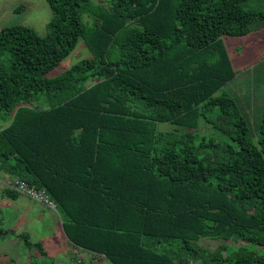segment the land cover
Instances as JSON below:
<instances>
[{
	"label": "trees",
	"instance_id": "16d2710c",
	"mask_svg": "<svg viewBox=\"0 0 264 264\" xmlns=\"http://www.w3.org/2000/svg\"><path fill=\"white\" fill-rule=\"evenodd\" d=\"M47 1L45 35L0 29V169L46 190L93 260L264 264V111L253 131L249 105L226 89L237 71L223 38L264 27V10ZM81 39L93 56L51 76Z\"/></svg>",
	"mask_w": 264,
	"mask_h": 264
},
{
	"label": "rangeland",
	"instance_id": "374dc122",
	"mask_svg": "<svg viewBox=\"0 0 264 264\" xmlns=\"http://www.w3.org/2000/svg\"><path fill=\"white\" fill-rule=\"evenodd\" d=\"M98 2L94 0L93 4L98 7ZM22 4L24 10L16 12V8ZM246 6L264 10V0H249ZM52 16L53 11L47 0H0V29L23 24L45 35ZM84 21L90 25L86 14ZM223 38L237 71L236 78L227 83L226 89L239 98L243 105H249V116L255 131L264 111V27L253 29L247 35ZM92 56V51L81 39L74 51L50 75L55 76L63 68ZM7 120L5 122L0 114V130L8 126L10 118ZM173 127L171 123L158 124L159 130ZM0 171L1 176H10L5 170ZM66 220L61 208L53 209L25 195L16 198L9 196L0 187V228L28 233L32 241L29 244L23 237L0 232V264H111L102 256L92 261L88 251L72 245L64 228ZM205 244L210 245L208 241Z\"/></svg>",
	"mask_w": 264,
	"mask_h": 264
},
{
	"label": "built area",
	"instance_id": "2783aa9c",
	"mask_svg": "<svg viewBox=\"0 0 264 264\" xmlns=\"http://www.w3.org/2000/svg\"><path fill=\"white\" fill-rule=\"evenodd\" d=\"M9 186L11 189L29 196L36 201L46 204L52 208L56 207V204L49 198L46 190L44 189L32 187L26 181L20 180L18 178L11 179Z\"/></svg>",
	"mask_w": 264,
	"mask_h": 264
},
{
	"label": "crops",
	"instance_id": "0c3cea01",
	"mask_svg": "<svg viewBox=\"0 0 264 264\" xmlns=\"http://www.w3.org/2000/svg\"><path fill=\"white\" fill-rule=\"evenodd\" d=\"M1 172V171H0ZM11 177L8 175L7 177H3V176H1L0 175V187H2V189L6 192V190H8V188H10V186H9V183H10V181H11ZM23 196V195H22ZM29 199H32V198H29ZM34 202H37V203H40V204H43V203H41V202H39V201H36V200H34V199H32ZM52 208V207H51ZM58 207L56 206L55 208H53V209H57ZM91 255V254H90ZM91 258H92V261H93V257H92V255L90 256Z\"/></svg>",
	"mask_w": 264,
	"mask_h": 264
}]
</instances>
